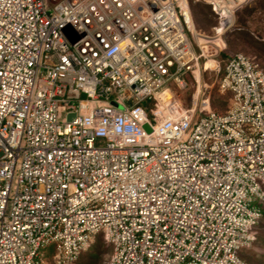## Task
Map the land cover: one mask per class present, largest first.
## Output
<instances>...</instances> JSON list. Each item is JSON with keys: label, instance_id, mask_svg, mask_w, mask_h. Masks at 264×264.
<instances>
[{"label": "built area", "instance_id": "1", "mask_svg": "<svg viewBox=\"0 0 264 264\" xmlns=\"http://www.w3.org/2000/svg\"><path fill=\"white\" fill-rule=\"evenodd\" d=\"M255 1L0 0V264H74L100 233L109 264H248L264 73L227 59L223 113L188 101L186 77L200 58L189 36L217 45L190 3L220 37Z\"/></svg>", "mask_w": 264, "mask_h": 264}, {"label": "rangeland", "instance_id": "2", "mask_svg": "<svg viewBox=\"0 0 264 264\" xmlns=\"http://www.w3.org/2000/svg\"><path fill=\"white\" fill-rule=\"evenodd\" d=\"M262 5L263 3L260 0H256L247 6V9L252 11L250 16L247 17L244 13L241 14L245 19L246 29L254 38H259L264 41V10ZM210 19L211 21L203 25L204 27L202 28L196 27L193 21L195 31L198 34L212 38V41L217 45H212L207 48H204L203 45L199 47L195 44L193 36H189L200 58L198 67H193L192 72L188 74L187 80L190 85V92L187 96V100L191 101L197 98L198 103H201L204 99L208 98L211 109L225 112L230 108V95L227 93L222 94L219 91V81L223 73L224 62L226 61V59L222 57V53H226L230 56L235 53H243L250 57L264 72V49L260 45H253L245 35L231 36V34H229L234 28L238 27V17L234 18L233 26L218 38L214 31V27L217 26V19L211 14ZM228 39H231L230 41H233L235 46L228 45ZM165 89L170 91L171 86L167 85ZM176 92L179 93V90ZM217 101H219L220 104H218ZM214 103L215 107L212 106ZM116 107L121 109V105H117ZM255 203L260 206L261 209L264 207V201H256ZM257 225L254 231H256ZM257 233L259 238L254 244L250 247H242L239 249L238 257L242 261L250 259L252 264L264 262V219L260 222ZM113 255V247L103 238V234L100 233L93 239L90 247L79 254L74 264H109Z\"/></svg>", "mask_w": 264, "mask_h": 264}, {"label": "trees", "instance_id": "3", "mask_svg": "<svg viewBox=\"0 0 264 264\" xmlns=\"http://www.w3.org/2000/svg\"><path fill=\"white\" fill-rule=\"evenodd\" d=\"M262 3H263V5H262V8H263V10H264V0H260ZM247 6L248 5H246V6H243L242 8H240L239 10H237L236 12H235V17H238V19H237V21H238V27H236V28H234L233 29V31L232 32H230L229 34H231V36L232 35H240V36H244L245 35V37L247 38V39H249L250 40V42L253 44V45H255V46H258V45H260L263 49H264V41H262V40H260L259 38L258 39H256V38H254L253 37V35L246 29V26H245V19H244V17H243V13H244V15L245 16H250L252 13V11L251 10H248L247 9ZM190 12H191V17H192V19H193V21H194V24H195V26L196 27H198V28H202V27H204L203 25H206V24H208L210 21H211V19H210V14L211 15H213V17L214 18H216V16L213 14V12L211 11V9H210V7L208 6V5H205V4H201V3H190ZM242 13V14H241ZM242 15V16H241ZM231 39H228L227 40V44L228 45H230V46H235V44L233 43V41H230ZM233 48V47H232ZM235 54H237V53H235ZM235 54H233V55H235ZM240 54H243V53H240ZM233 55H228V54H226V53H222V57L224 58V59H229L230 57H232ZM244 55V54H243ZM244 56H246V55H244ZM246 57H248V56H246ZM253 63H254V61L250 58V57H248ZM256 64V63H255ZM258 66V65H257ZM258 68H260L259 66H258ZM261 69V68H260ZM262 70V69H261ZM264 73V72H263ZM222 75H223V73H222ZM222 75H221V77H222ZM186 79H188V75H187V77H186ZM188 81V80H187ZM217 103L218 104H220L219 103V101H217ZM143 106L146 108V110L149 112V110H150V108L153 106V101H147V102H145V103H143ZM213 107H215V103L212 105ZM213 110V109H212ZM213 111H215V112H219V111H216V110H213ZM220 113H223V112H220ZM264 219V207L262 208V216H261V219H260V221H259V223H258V225H257V227H256V231H255V240H254V242H253V244L255 243V241H257V239L259 238V235H258V233H257V229H258V227L260 226V222L262 221ZM246 263H248V264H252L251 262H250V259H248L247 261H245ZM259 264H264V262H260Z\"/></svg>", "mask_w": 264, "mask_h": 264}, {"label": "bare ground", "instance_id": "4", "mask_svg": "<svg viewBox=\"0 0 264 264\" xmlns=\"http://www.w3.org/2000/svg\"><path fill=\"white\" fill-rule=\"evenodd\" d=\"M198 35V34H197ZM199 38L201 40L202 43H214L213 41H205L206 39H208L209 37H206V36H202V35H199ZM218 38V36H217ZM212 40V38H210ZM204 41V42H203Z\"/></svg>", "mask_w": 264, "mask_h": 264}, {"label": "flooded vegetation", "instance_id": "5", "mask_svg": "<svg viewBox=\"0 0 264 264\" xmlns=\"http://www.w3.org/2000/svg\"><path fill=\"white\" fill-rule=\"evenodd\" d=\"M173 97L175 99H178L180 97V94L175 91V92H173Z\"/></svg>", "mask_w": 264, "mask_h": 264}, {"label": "water", "instance_id": "6", "mask_svg": "<svg viewBox=\"0 0 264 264\" xmlns=\"http://www.w3.org/2000/svg\"><path fill=\"white\" fill-rule=\"evenodd\" d=\"M144 129H145L147 132H150V131H151L150 127H149L147 124L144 125Z\"/></svg>", "mask_w": 264, "mask_h": 264}]
</instances>
